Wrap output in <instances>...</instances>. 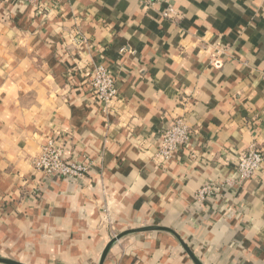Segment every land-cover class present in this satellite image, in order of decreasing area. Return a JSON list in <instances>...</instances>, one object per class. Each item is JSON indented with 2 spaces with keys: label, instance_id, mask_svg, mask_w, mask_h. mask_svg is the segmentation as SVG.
I'll return each instance as SVG.
<instances>
[{
  "label": "crops",
  "instance_id": "crops-1",
  "mask_svg": "<svg viewBox=\"0 0 264 264\" xmlns=\"http://www.w3.org/2000/svg\"><path fill=\"white\" fill-rule=\"evenodd\" d=\"M100 66L118 91L107 111ZM180 117L189 143L161 165ZM51 140L85 177L35 169ZM253 145L264 151V0H0V258L101 264L115 237L161 227L124 235L103 264H264V169L241 184L236 171Z\"/></svg>",
  "mask_w": 264,
  "mask_h": 264
},
{
  "label": "built area",
  "instance_id": "built-area-1",
  "mask_svg": "<svg viewBox=\"0 0 264 264\" xmlns=\"http://www.w3.org/2000/svg\"><path fill=\"white\" fill-rule=\"evenodd\" d=\"M33 2L34 0H26ZM141 5L147 8L154 7L164 0H137ZM177 15V11L169 7L163 13L166 18H172ZM223 64L220 49H216L212 65L220 68ZM91 87L93 93L99 98L104 106V111L111 108L117 97L118 91L114 76L103 66L96 69L92 79ZM191 129L183 118H176L172 125L162 134L160 146L156 153V159L161 165L171 162L175 155L189 143ZM195 155L193 154V157ZM34 166L37 171H41L49 176H56L64 180H78L88 173V167L84 163H76L69 159L65 147L57 145L56 141L51 140L48 145L42 149V153L35 158ZM264 169V151L256 146H251L248 151L240 154L237 164V181L245 183L255 179ZM222 185L212 183L204 186L198 193V201H204L208 195H212L220 189Z\"/></svg>",
  "mask_w": 264,
  "mask_h": 264
},
{
  "label": "water",
  "instance_id": "water-1",
  "mask_svg": "<svg viewBox=\"0 0 264 264\" xmlns=\"http://www.w3.org/2000/svg\"><path fill=\"white\" fill-rule=\"evenodd\" d=\"M149 231H167L166 229H163L161 227H146V228H142V229H137V230H132V231H128L127 233H124L122 235H119L117 237H115L111 243L106 247L104 253H103V257H102V261H101V264L104 263L110 249H111V246L118 240H120L124 235L126 234H131V233H140V232H149ZM0 263H3V264H21V263H18V262H15V261H12V260H8V259H2L0 258ZM196 264H199L198 261L196 260Z\"/></svg>",
  "mask_w": 264,
  "mask_h": 264
}]
</instances>
